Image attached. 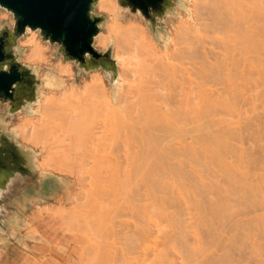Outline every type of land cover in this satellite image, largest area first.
Wrapping results in <instances>:
<instances>
[{"label":"rangeland","instance_id":"374dc122","mask_svg":"<svg viewBox=\"0 0 264 264\" xmlns=\"http://www.w3.org/2000/svg\"><path fill=\"white\" fill-rule=\"evenodd\" d=\"M183 3L184 7H177L175 13L168 15L166 20L161 23L170 36L169 39L168 33L164 30L159 32V38L163 43L169 40L164 45L156 41L141 16L138 14L131 15L127 12L123 16H118L115 0H98L95 12L108 16V20L103 23V30L96 35L94 44L96 48L103 49L109 41L112 40L114 43L113 56L117 61L119 75L114 97L111 93V79L103 73L101 68L88 72H78V69L73 67L69 71L68 65L72 62H64L60 55H56L57 46L55 44L41 46L31 34H26L17 41L18 47L21 48H23L22 44L31 42L30 50L23 48L24 51L20 55L21 62L37 67L40 78L43 77L44 79L46 74L55 75L56 78L52 81V88L46 89L42 86L38 103L32 105V113L25 114L21 110L8 115L6 105L0 103V117L2 116L3 120L8 122V128H13L17 131L19 143L31 147L37 153L36 165L41 170L66 179V184L60 187L62 188L59 191L60 194L56 198L48 200L53 201V203L39 208L42 212L52 214L57 219L61 228L60 234L63 233L64 237H62L63 239L54 237L52 242H48L41 237L36 238L30 235L32 238L30 245H32L30 246L31 249H28L29 260L27 264H151L155 257L156 250L154 248L156 246L157 249L162 248L164 251L168 248L165 253L168 252V255H166L170 257L169 260H173L171 261L174 264H187V261L180 256V252L182 254L186 252L188 256L185 253L183 254L184 257L185 255L186 258L190 257L189 252L191 251V254L194 248L191 250L189 247L195 246V244H191L194 240L193 237L189 236L190 239L192 238L190 240L186 236L188 231L185 230L184 224L187 223L188 229L192 228L189 225L191 223H188V216L189 219H192V216L194 218L196 216V221L191 220L192 222L208 220L210 218V214L208 215L209 210H207V214L201 211L197 212L198 210L193 212L191 206L195 204H193V199L191 201V197L187 194L193 184L188 183L189 187L191 186L190 188L186 187L188 184L183 185L189 189L188 191L185 190V187L180 188L182 184L178 188L179 182L176 177L178 183L176 182L177 186L174 185L172 189L175 187V189H180L179 192L187 191L188 203H192L189 208L191 210L189 212L186 210L187 212H185V209H181L186 204L179 206L178 208L180 209L176 208L177 210H175V207L173 209V206H166L167 209L171 208L172 210L165 208L164 212L162 211L165 215L162 214L164 216L158 222L160 223L161 234L156 231L158 226L151 224L153 223L151 219L156 217L154 212H148V210L152 209V206L150 207L151 209L147 210L145 207L144 211L140 208L146 202L152 203L153 199L147 196L143 198L140 194L139 179L142 172V164L153 159V144L190 140L191 136L199 133V131L195 130L198 121L191 117L182 118L177 123L176 130L165 133L166 136L158 133L157 137L153 138L151 142H147L145 138L141 139V131L138 129L137 122L140 120L144 110V103L137 97V90L131 83V73L120 63L122 58L129 59L130 56L135 55L133 54L134 52L125 48L126 39L133 28L139 27L153 45H156L155 50L162 56H169L176 43V106L185 108L184 101H187L189 94L184 87H180L178 80L188 75L190 69L200 60L201 56H233L238 51L235 49V44L239 42L242 45L241 37H234L235 29H237L236 26H233L234 18L244 10L262 9L264 0H183ZM11 19L12 15L8 11L0 9V23L3 21L11 23ZM175 36L176 41H173ZM167 45L169 46L168 49ZM45 48L48 49L47 52H45ZM65 72L68 74L60 75ZM160 94H163V91ZM89 106H96L94 113H96L97 119L94 120L100 126L96 132V137L99 141L94 161H90L91 151L87 146V136L72 135L71 131L65 133L61 129V126L72 115L77 112H84L85 108ZM40 118L46 121V128L44 125H40L41 129L33 138L26 137L24 135V126L28 124L30 126L34 122L38 124L41 121ZM106 123H111V126H113L111 131H106ZM79 142H82V147L80 145L79 149L74 148L73 146ZM44 159H46L47 166L46 168L41 166V168L40 165ZM53 168H60V171H57V169L53 171ZM61 169H64V172H61ZM79 172L82 175V179H79ZM90 173L93 174L90 175ZM186 182L182 181L183 184ZM178 190H174V192ZM192 191H190V196H192ZM73 196L78 197V199H74ZM213 196L211 197L213 198ZM196 202L198 203V201ZM226 211H224L225 214L233 216L230 210L227 213ZM141 212L146 215L143 216ZM254 213L257 212H244L242 219L247 221ZM170 214L175 215L171 216L173 219L168 218ZM235 214L234 212L233 218L230 219L231 221L234 220L230 221V223L239 218L237 216L236 218ZM147 215H151V218ZM184 216L186 218H183ZM179 218L182 219L179 220ZM119 219L124 221L123 224H119ZM169 219L172 222L170 224ZM148 221H152L149 225L154 232L151 237L143 243H140L141 241L137 239L136 241L140 245L130 248L124 257L116 260L108 258V254H105V250L108 248L107 241H114L115 245H121L126 238L135 237L136 225H141V223ZM182 221H185L183 222L184 224ZM180 223L183 225H178ZM201 223H203L201 224L203 231L210 227H216L214 224V226H209L207 221V225L203 221ZM249 223H253L251 224L253 226L255 219ZM197 225L199 226V224ZM216 225L218 226V224ZM108 226L113 228L115 232L113 235V231L108 230L111 229ZM191 226H194L193 223ZM252 226L250 231L255 232L256 230ZM177 227L180 228L178 229ZM218 227L220 228V226ZM199 228L198 230L201 229ZM171 229L173 230L171 231ZM175 229L177 233H175ZM180 229L185 231L181 230L183 236L186 233L185 239H180L182 236L180 235ZM108 231L111 232H109L111 237L108 236ZM192 231L191 233H193ZM169 232L170 234L172 233V236ZM159 233L164 236L161 237L162 242L166 240L168 235H170V239L172 237L175 238V243L181 240L183 242L177 243L175 248L170 247L175 244L174 241H172V244L171 242H163L162 244L168 245H162ZM175 236H179L178 241ZM170 239L167 238L166 242L170 241ZM39 241V246L33 245L34 242ZM184 244L187 246L185 245L186 250L183 252ZM143 246L146 247L144 251H142ZM176 246L180 248L177 250ZM196 246L198 247L197 243ZM187 247L190 251H187ZM242 249V253L248 251V248H245L244 245ZM176 252H179L180 255ZM164 264L166 263L164 262ZM239 264H249L248 259H243Z\"/></svg>","mask_w":264,"mask_h":264},{"label":"bare ground","instance_id":"6f19581e","mask_svg":"<svg viewBox=\"0 0 264 264\" xmlns=\"http://www.w3.org/2000/svg\"><path fill=\"white\" fill-rule=\"evenodd\" d=\"M263 25L264 7L262 9L244 10L234 18L233 26L237 27L234 37H241L242 45L239 42L235 44V49L238 51L233 56H201L200 60L190 69L188 75L178 80L180 87H184L189 94L187 101H184L185 108L176 106V43L169 56H162L155 50L156 45H153L142 29L135 27L130 31L125 48L134 52L135 55L130 56L129 59L122 58L120 63L131 73V83L137 90V97L144 103V110L137 122L138 129L141 131V139L145 138L147 142H151L153 138L157 137L158 133L166 136L165 133L176 130L177 123L182 118L187 117L198 121L195 130L199 133L191 136L188 141L153 144V159L141 166L139 191L143 198L145 196L152 197V203L146 202L140 208L144 211L145 207L147 210L152 206V209L150 208L151 210H148V212L155 213L156 217L153 218L155 220L151 219L153 223L148 221L149 223L136 225L135 237L126 238L121 245H115L114 241H107L108 248L105 250V254H108L109 259L116 260L124 257L130 248L139 246L140 243L151 237L154 232L149 226L150 223L156 224L158 226L156 231L162 234L158 222L165 215L163 212L166 206H173V209L175 207V210H177L176 208L179 206L188 204L189 207L184 205L185 207L182 206L181 209H185V212L193 209V212L198 210L197 212L201 211L206 214L209 210L208 215L210 214V218L207 216L209 222L206 219L202 220L199 216L198 218L204 224L207 221L209 226L215 225L216 227L205 229L207 226L204 225L205 230L203 231V228H201L202 221L199 222L198 220L199 223L192 222L191 220L194 221L196 216L195 218L192 216V219H189L188 216V223L194 225L189 224L192 227L189 230L187 223L184 224L185 221H182L188 235L185 233L183 236V230L180 229V231L182 230L180 235L183 236L180 239L184 238L185 235L188 238L191 236L194 240L190 242L195 244V246L192 244V247H189L190 244L188 245L191 250L194 248L190 254L191 251L187 247V251H190V257L188 258H186L187 253L184 252L186 244L182 245L184 247L183 254L186 253L185 257L182 252L179 251L181 255L176 252L179 253L182 259L187 261V264H239L245 258L248 259L249 264H264ZM175 38L176 36L173 41H176ZM167 42L164 41V43ZM161 91H163V94H160ZM95 110L96 106H89L85 108L84 112H77L72 115L61 126L62 131L65 133L71 131L72 135L87 136V146L91 151L90 161L95 160L99 141L96 132L100 126L94 120L97 119L96 113H94ZM40 120L38 124L34 122L30 126H28L29 124L24 126L26 137L33 138L41 129L40 125H44L46 128V121L41 118ZM105 129L111 131L113 126H111V123H106ZM80 145L82 147V142L75 144L73 147L79 149ZM41 166L46 168V159L41 162ZM54 169L60 171V168H53V171ZM63 170L61 169V172ZM92 174L90 173V175ZM81 176H79V179H82ZM176 177L179 182L178 188L181 184L180 188H184L183 185L188 183H191V185L195 183V185L190 188L191 186L189 187L188 184L186 187H189L190 190L185 187V190H189V193L187 191H180V193V189L178 190L177 187V189L175 187L172 189L174 185L177 186ZM182 181L186 183L183 184ZM174 190L178 191H175V193ZM190 191H192V196H190ZM186 192L191 197L190 200L193 199V204L196 206L188 203ZM210 195L216 197L213 196L212 198ZM75 196H73L74 199H78ZM190 206L191 209H189ZM226 209L227 211L230 210L233 216L235 212V217L239 218L234 217L236 220L230 223L233 216L225 214ZM182 212L181 214H183ZM244 212L257 213H254L246 221L242 219ZM141 214L146 215L143 212ZM172 215L174 214H170L168 218L173 219ZM196 215L198 214L196 213ZM147 216L151 218V215ZM183 218H186V216ZM181 219L179 218V220ZM254 219L253 227L251 225L253 223L249 222H253ZM119 220V224H123L124 221ZM174 221L176 222L175 218ZM170 223H172L171 220ZM182 223L178 225L181 226ZM250 225L256 230L255 232L250 231L252 230ZM173 227L175 228V226ZM108 228H111L108 230L113 231L112 227L108 226ZM110 231H108L109 237H111L109 235ZM113 233L115 232L113 231L112 235ZM175 233H177V230ZM161 234V244L163 242L173 243L172 241L175 238H169L172 233L168 235L167 238L170 241L167 242V238L165 241H161V237H164ZM179 236L175 237L178 238ZM137 239L141 242L138 243ZM176 240L178 241L179 238ZM181 241L177 243L179 244ZM177 243L169 245L175 248ZM185 243L187 242L185 241ZM243 245L248 248V251L244 253H242ZM176 247L177 250L180 248L179 246ZM142 248V251L146 249L144 246ZM167 249L164 251L162 248L157 249L156 246L154 248L156 250L155 257L151 264H164V262L174 264L172 259V261L169 260L168 252L165 253Z\"/></svg>","mask_w":264,"mask_h":264},{"label":"water","instance_id":"95a60500","mask_svg":"<svg viewBox=\"0 0 264 264\" xmlns=\"http://www.w3.org/2000/svg\"><path fill=\"white\" fill-rule=\"evenodd\" d=\"M117 2L121 7H129L131 10L129 12L118 7L115 0L118 16H123L125 12L131 15L138 14L156 41L161 43L163 42L159 38V32L164 30L168 33L161 23L168 15L174 14L177 7H184L183 0H117ZM97 3L98 0H0V9L12 15L11 23L6 21L0 23V29H3L0 33V103L6 105L8 115L21 110L25 114L32 113V105L28 108H25V105L28 101L38 103L40 89L44 86L22 65L36 68L37 72L38 68L20 61L24 49L18 47L17 41L21 37H17L23 33L26 24L33 29L42 28L45 38L60 43L66 59H74L84 65L83 54L90 53L93 59L85 66L86 72L101 68L106 74L105 69H111L113 75L106 76L111 79L112 96L115 94L119 75L113 56L114 43L112 49L109 48L103 55L92 47L96 35L103 30V23L108 20V16L95 12ZM90 9L98 17L89 19ZM16 17L18 19L14 35ZM14 47L17 50L16 59L20 63L12 54L11 50ZM56 55L60 53L56 51ZM62 59L64 62H72L63 57ZM6 64L9 65L10 71L3 70ZM40 80L43 81V77ZM0 124L4 125L0 128V246H3L7 242L21 243L32 240L29 234L19 232L20 222L23 220L22 212L35 203H44L56 198L62 189L60 187L66 184V179L41 170L36 165L37 153L31 147L18 142L17 131L8 128L9 124L2 116Z\"/></svg>","mask_w":264,"mask_h":264},{"label":"crops","instance_id":"0c3cea01","mask_svg":"<svg viewBox=\"0 0 264 264\" xmlns=\"http://www.w3.org/2000/svg\"><path fill=\"white\" fill-rule=\"evenodd\" d=\"M53 201L44 203H35L33 206L22 212L23 220L20 222V233L41 237L48 242H52L53 238L63 239L64 235L60 234L61 228L58 221L52 214L44 213L39 208L52 204ZM30 241L21 243L7 242L0 246V264H27L29 260L28 249H31ZM33 245H40L34 242Z\"/></svg>","mask_w":264,"mask_h":264},{"label":"clouds","instance_id":"9594fccd","mask_svg":"<svg viewBox=\"0 0 264 264\" xmlns=\"http://www.w3.org/2000/svg\"><path fill=\"white\" fill-rule=\"evenodd\" d=\"M116 3L118 5V7L123 8V9H127L129 12H131V10H130L129 7H121L118 4L117 0H116ZM13 15L15 16V14H13ZM96 17H98V15H95L93 13V11L90 9V11H89V19H95ZM99 17H103L104 18V16H99ZM17 19L18 18L16 17L15 20H14V27H13V34L14 35H15V28H16V24H17ZM97 27L99 28V24L97 25ZM2 32H3V29H0V33H2ZM26 34H31L33 38H35V39L38 40V42L41 44V46L55 44L57 46L56 51L59 52L60 55L63 58L66 59L65 52L63 50V46L60 43H58V42H52L50 40V38H45L44 35H43V29L42 28L36 27L35 29H33L31 26H29V25L26 24L24 26L23 33L20 36H18L17 38L23 37ZM21 46L23 48H25V49L30 50L31 49V42H29L28 44H22ZM112 46H113V42L112 41H109V43L104 46L103 50H100V49H98V48L95 47V44L94 43H92L93 49L96 52L100 53L101 55H103L104 53H106L109 50V48L112 49ZM11 51H12L13 56L16 59V56H17V50H16V48L14 47ZM47 51H48V49L45 48V52H47ZM83 55H84V62H85L84 65H82L77 60H74V59H66V60H69V61H72L73 62V63H69V65H68L69 71H71L73 69V67L75 69L80 70L81 72H86L87 71V68L85 66L87 64L91 63L93 57L88 52H85ZM16 61L18 63H20L18 59H16ZM116 62L117 61H115V63ZM40 63L42 64V62H40ZM22 66L25 67V68H27V69H29V71L32 74V76H34L35 79L37 81H39V83L42 82L44 84V87L46 89H50V88L53 87L52 81L56 78L55 75L46 74L45 77H44V79H43V81H41L36 68H31V67H28L26 65H22ZM3 70L6 71V72L7 71H10L9 65L8 64L4 65L3 66ZM105 73L108 74V75H113V72H112L111 69H105ZM67 74L68 73L65 72V73H61L60 75L61 76H64V75H67ZM34 103H37V102H35V101H28V104L25 105V108H28L29 105H33ZM2 127H4V125L0 124V128H2Z\"/></svg>","mask_w":264,"mask_h":264}]
</instances>
